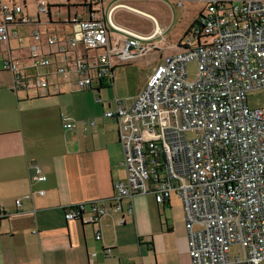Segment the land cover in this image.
Masks as SVG:
<instances>
[{
	"label": "built area",
	"instance_id": "built-area-1",
	"mask_svg": "<svg viewBox=\"0 0 264 264\" xmlns=\"http://www.w3.org/2000/svg\"><path fill=\"white\" fill-rule=\"evenodd\" d=\"M38 10L51 15L44 1ZM201 15V37L190 35L169 52L145 43L155 35L128 31L126 38L112 37L98 15L69 12L65 19L59 14L60 23L72 29L48 36L58 52L47 55L31 45V62L24 64L10 43L23 42L18 28L32 19L15 1H1L0 41L10 45L2 69L12 73L18 90L42 93L51 80L39 69L51 67V55L58 54L55 73L86 91L117 67L162 52L139 94L117 99L116 108L104 112L117 122L127 170V180L115 183L110 208L122 211L123 199L138 194L152 193L158 203L175 195L185 213L192 264H259L264 260V107L252 109L248 94L264 92V0H207ZM34 38L41 40L42 33L34 32ZM192 62L197 71L190 79ZM61 116L65 128L77 127ZM83 123L93 126L96 120ZM32 168V181L47 180L38 164ZM108 211V204L89 201L66 207L64 216L97 226ZM119 223H126L124 216ZM95 237L102 239L100 229ZM233 245L240 251L232 256Z\"/></svg>",
	"mask_w": 264,
	"mask_h": 264
},
{
	"label": "crops",
	"instance_id": "crops-1",
	"mask_svg": "<svg viewBox=\"0 0 264 264\" xmlns=\"http://www.w3.org/2000/svg\"><path fill=\"white\" fill-rule=\"evenodd\" d=\"M174 1L177 7L187 5L192 18L189 24L182 18L183 35L176 33L170 39L163 36L168 28L138 0H111L109 8L101 0L97 14L112 37L126 38L128 31L155 35L145 43L172 52L203 11L192 5L196 0ZM134 14L150 18L152 30L131 26L125 16ZM6 44L0 50V264H192L185 213L175 195L158 203L152 193L138 194L123 199L122 211L110 208L117 194L115 183L127 180V170L117 122L104 112L116 108L117 99L127 101L139 94L162 52L140 59L142 64H155L131 91L122 92L114 69L91 90L77 91L65 79L50 78L49 89L39 93L18 90L12 73L2 69L10 46ZM62 113L77 122L75 129L65 128ZM91 119L95 125L85 127L83 121ZM33 164H38L46 181L31 180ZM40 190L45 193L40 195ZM89 201L109 207L97 226L65 218L66 207ZM122 216L125 224L119 223ZM98 229L101 240L95 237Z\"/></svg>",
	"mask_w": 264,
	"mask_h": 264
},
{
	"label": "rangeland",
	"instance_id": "rangeland-1",
	"mask_svg": "<svg viewBox=\"0 0 264 264\" xmlns=\"http://www.w3.org/2000/svg\"><path fill=\"white\" fill-rule=\"evenodd\" d=\"M1 1H15L23 7L26 15H28L32 22L26 26H21L18 28L19 32L23 37V42L19 44L17 41H12L13 49H16V55H18L24 64H30L31 60L28 59L30 56V46L38 44L43 48L45 54L49 55L51 53L58 52V47L56 45L50 46L47 43V38L49 35H62L65 31H70L72 26L63 25L60 23L58 15L61 14L63 18L67 19L69 12H82L84 11L81 7H75L78 4H82L83 0H0ZM44 1L46 4L51 6V20L48 13H40L38 10V4ZM226 2H233L235 4L242 3L243 0H221ZM141 3L142 8L147 12L157 16L161 22V26L167 27L168 30L165 33V38H173L175 34L183 35V29L185 26L181 24L182 18L186 23L191 22L192 16L187 12V5L184 8L177 7V2L174 0H138ZM104 4L107 5L106 8L111 6V0H104ZM70 5V10L68 8ZM194 7L201 8L204 10V0H196L192 3ZM79 10V11H78ZM145 16H138V14L125 16L131 26L135 28H141L145 31H150L153 28V21L150 18H144ZM65 29V30H64ZM40 31L42 33V39L36 41L34 38V32ZM162 36V35H161ZM162 36V37H163ZM6 49L7 44L0 41V50ZM168 50V49H167ZM169 51V50H168ZM151 55L145 56L150 57ZM144 57V59H145ZM2 55L0 53V60ZM143 59V58H142ZM52 66L51 67H41L39 72L46 74V70H56V64L61 61V57L58 54L51 55ZM155 62L150 61L147 64L140 63V59L136 63L129 65L119 66L116 69L115 75L119 85L121 86L122 92L131 91L137 87V85L147 77V75L152 71ZM189 77L193 79L195 77L197 67L195 63H189L188 65ZM50 74V73H48ZM52 74V73H51ZM52 80L62 79L63 75L57 73L51 75ZM56 82V81H55ZM119 95V90L117 94L113 93V97ZM248 104L252 109L264 107V92L262 90H254L248 94ZM240 251L238 245H233L231 247L232 256ZM259 264H264V260Z\"/></svg>",
	"mask_w": 264,
	"mask_h": 264
},
{
	"label": "trees",
	"instance_id": "trees-1",
	"mask_svg": "<svg viewBox=\"0 0 264 264\" xmlns=\"http://www.w3.org/2000/svg\"><path fill=\"white\" fill-rule=\"evenodd\" d=\"M101 3V0H83L82 4H78L75 7H81L84 11H82L83 16L86 18H91L94 15H98L97 7ZM51 7V6H50ZM68 8L70 10V5H68ZM79 11V10H78ZM48 15L51 18L50 12ZM202 15L193 23V25L187 30L185 33L184 37L187 38L190 35H193L195 38H200L201 37V30L203 27L202 24ZM1 219V218H0Z\"/></svg>",
	"mask_w": 264,
	"mask_h": 264
},
{
	"label": "water",
	"instance_id": "water-1",
	"mask_svg": "<svg viewBox=\"0 0 264 264\" xmlns=\"http://www.w3.org/2000/svg\"><path fill=\"white\" fill-rule=\"evenodd\" d=\"M49 18H50V16H49ZM50 20H51V18H50Z\"/></svg>",
	"mask_w": 264,
	"mask_h": 264
}]
</instances>
